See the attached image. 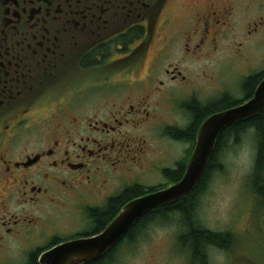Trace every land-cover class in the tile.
<instances>
[{"label": "flooded vegetation", "instance_id": "flooded-vegetation-1", "mask_svg": "<svg viewBox=\"0 0 264 264\" xmlns=\"http://www.w3.org/2000/svg\"><path fill=\"white\" fill-rule=\"evenodd\" d=\"M176 1L0 0V264H40L47 251L102 234L127 204L183 179L190 142L175 168L162 170L166 183L148 185L139 178L148 175V143L131 129L150 122L143 105L153 95L189 83L181 63L221 52L238 34L235 18L259 12L264 0H202L175 26ZM255 17L244 36L264 24ZM195 100L211 104L184 101V129L194 120L184 106ZM184 129L170 125L163 138L176 146ZM146 230L130 229L89 264H117ZM181 230L171 253L183 264H255L244 247L248 231L221 232L213 239L225 242L194 252Z\"/></svg>", "mask_w": 264, "mask_h": 264}, {"label": "rangeland", "instance_id": "rangeland-1", "mask_svg": "<svg viewBox=\"0 0 264 264\" xmlns=\"http://www.w3.org/2000/svg\"><path fill=\"white\" fill-rule=\"evenodd\" d=\"M201 1L177 0L173 13L175 26L181 25L184 15L194 10ZM249 1L251 5L254 4L252 0ZM238 8L239 4L236 6ZM258 10H251L245 20L243 17L235 18L237 28L234 33L238 34L231 41L223 42L221 52L207 60L180 64L184 75L190 77L186 86L181 81L177 82L174 84L177 90L169 87L164 90V95H153L144 103L143 107L151 114L150 122L131 129L140 142L145 140L148 143L145 159V172L148 175L139 176L140 180L146 182L147 178L150 180L148 185L153 186L165 184L162 170L174 169L176 162L186 156L189 144L183 141L174 146L163 135L170 125L182 129L187 127L190 121L181 105L191 95L204 104L229 95L244 101L243 84L247 76L264 71V24L252 36L246 37L242 33L246 22L254 21L256 14L264 17V3ZM137 101L136 106L139 105ZM256 156L255 131L246 132L236 144L228 143L220 158L222 170L213 173L206 191L200 197L197 220L203 229L212 232L238 231L242 234L248 231L249 238L246 237L244 247L255 264H264V198L254 195L251 182ZM145 229L143 236L122 254L117 264H183L171 253V244L183 229L177 219L156 222ZM56 230L59 235H65L68 231ZM16 253L17 249L13 248L5 254L10 257ZM224 262L218 259L216 264Z\"/></svg>", "mask_w": 264, "mask_h": 264}, {"label": "water", "instance_id": "water-1", "mask_svg": "<svg viewBox=\"0 0 264 264\" xmlns=\"http://www.w3.org/2000/svg\"><path fill=\"white\" fill-rule=\"evenodd\" d=\"M264 111V79L246 102L207 118L201 125L196 146L181 181L169 189L127 204L106 230L92 238L59 245L41 256L40 264H89L103 257L148 212L175 205L201 183L221 134L230 126L257 117Z\"/></svg>", "mask_w": 264, "mask_h": 264}, {"label": "trees", "instance_id": "trees-1", "mask_svg": "<svg viewBox=\"0 0 264 264\" xmlns=\"http://www.w3.org/2000/svg\"><path fill=\"white\" fill-rule=\"evenodd\" d=\"M262 79H264V72L259 76L245 80L243 84V93L247 95L248 93H251V91H254V88L260 83L259 81H262ZM238 104L239 101L233 97L224 96L222 99L217 100L210 105L199 104L195 100L194 102H190L184 106L186 111L190 113L194 119L190 128L178 130L176 133L177 139L184 142H190L192 144V148L188 152L185 163L187 162L192 149L195 147V137L204 120L216 113L233 108ZM251 130L255 131L257 140V156L253 176L251 179L252 192L254 195H256V197L263 199L264 189L261 184L264 183L262 182L264 181V111L257 117L228 127L221 134L217 142L215 152L209 161L203 180L189 196L179 201L175 205L148 212L132 229H145L156 222H167V220H172L175 218L180 222V224H182L183 229H185L181 241L184 243H189L190 247L192 246L194 248V252H198V247L202 244V242H225L224 239H220L219 237L218 240L213 239L214 237L221 235L220 233L203 229L199 224L197 220L199 200L201 195L206 191L208 182L210 181L213 173H215L217 170H222L223 165L220 161V158L225 148L228 147V143H238L243 135ZM175 178V181H177L179 175Z\"/></svg>", "mask_w": 264, "mask_h": 264}, {"label": "snow or ice", "instance_id": "snow-or-ice-1", "mask_svg": "<svg viewBox=\"0 0 264 264\" xmlns=\"http://www.w3.org/2000/svg\"><path fill=\"white\" fill-rule=\"evenodd\" d=\"M49 264H50V262H49Z\"/></svg>", "mask_w": 264, "mask_h": 264}]
</instances>
